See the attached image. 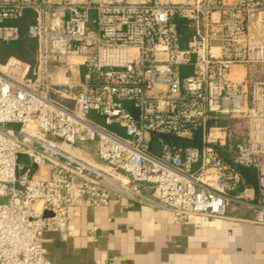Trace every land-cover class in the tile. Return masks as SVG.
<instances>
[{"label": "built area", "instance_id": "2783aa9c", "mask_svg": "<svg viewBox=\"0 0 264 264\" xmlns=\"http://www.w3.org/2000/svg\"><path fill=\"white\" fill-rule=\"evenodd\" d=\"M26 19L34 61H0V264H53L44 233L113 200L264 226V0H0V50Z\"/></svg>", "mask_w": 264, "mask_h": 264}, {"label": "crops", "instance_id": "0c3cea01", "mask_svg": "<svg viewBox=\"0 0 264 264\" xmlns=\"http://www.w3.org/2000/svg\"><path fill=\"white\" fill-rule=\"evenodd\" d=\"M4 48L2 64L17 58ZM253 217L242 208L179 224L169 211L113 200L71 209L59 230L44 233L43 246L53 264H264V226Z\"/></svg>", "mask_w": 264, "mask_h": 264}, {"label": "trees", "instance_id": "16d2710c", "mask_svg": "<svg viewBox=\"0 0 264 264\" xmlns=\"http://www.w3.org/2000/svg\"><path fill=\"white\" fill-rule=\"evenodd\" d=\"M27 21L28 20L26 19V20L21 21L18 24L21 28V31H22L21 40L17 43H14V44H3V45L5 47L4 48L5 56L14 55L15 57H17V58H19L25 62L32 63L33 59H34V55H35L36 44L34 41L28 39L25 35V30H26L25 27H26ZM178 28H179L180 32H182L184 35L186 34V31H187L186 26L180 20L178 21ZM163 138L169 143L179 144V145H183V146L198 145L199 144L198 138H196L194 141L181 140V139H177V138L170 137V136H165ZM225 158L228 161H231L230 155H228L226 153H225ZM243 173L247 179L248 185L256 186V180H255L254 173L252 171H249V170H243Z\"/></svg>", "mask_w": 264, "mask_h": 264}, {"label": "water", "instance_id": "95a60500", "mask_svg": "<svg viewBox=\"0 0 264 264\" xmlns=\"http://www.w3.org/2000/svg\"><path fill=\"white\" fill-rule=\"evenodd\" d=\"M4 128H12L16 131L20 129V125H2ZM11 135H15V132H10ZM18 178L21 180H32L39 171L40 159L33 155H18ZM45 218L52 217L51 212L45 213Z\"/></svg>", "mask_w": 264, "mask_h": 264}, {"label": "rangeland", "instance_id": "374dc122", "mask_svg": "<svg viewBox=\"0 0 264 264\" xmlns=\"http://www.w3.org/2000/svg\"><path fill=\"white\" fill-rule=\"evenodd\" d=\"M248 79L256 80V79H264V65H256L248 68ZM242 124L236 126V133L238 136L242 134Z\"/></svg>", "mask_w": 264, "mask_h": 264}]
</instances>
